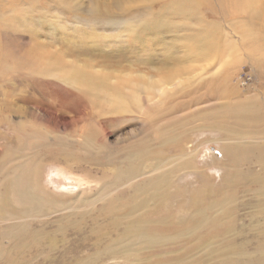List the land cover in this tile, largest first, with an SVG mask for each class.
Listing matches in <instances>:
<instances>
[{"label":"rangeland","instance_id":"1","mask_svg":"<svg viewBox=\"0 0 264 264\" xmlns=\"http://www.w3.org/2000/svg\"><path fill=\"white\" fill-rule=\"evenodd\" d=\"M244 28L264 49V0H0V264H264V181L243 175L264 164L223 150L264 135L210 124L209 75ZM239 41L233 98L264 112Z\"/></svg>","mask_w":264,"mask_h":264},{"label":"bare ground","instance_id":"2","mask_svg":"<svg viewBox=\"0 0 264 264\" xmlns=\"http://www.w3.org/2000/svg\"><path fill=\"white\" fill-rule=\"evenodd\" d=\"M236 8H233L232 11L235 12ZM252 17L255 15H251ZM245 24H249V22H246ZM245 27V26H243ZM240 38L247 39L248 44L252 46V49L245 50L246 54L249 55L250 60L255 64H259L262 60L264 61V49L258 50V46L260 44L261 38L256 34V32L252 29L244 28L239 33V40ZM235 41L233 38L228 43L227 47V55L225 57L224 62L222 65L217 68L214 73L209 75L210 81V91L220 94L222 99H220V102L215 104L213 106L214 112L212 113V116L210 118V124L217 129L219 128H227V129H236V132H243L246 129H250L249 133H258L261 135H264V112L262 108V104L259 98L256 99V96H252V98L248 101H240L239 97H236L235 100L233 98L234 94L237 93V88L232 84V67L227 69V67L230 65L232 66V63L235 61L241 60L244 56L242 52H240V41ZM198 53H201L199 50H197ZM245 57V56H244ZM71 73H69L70 79L65 78L66 81H68L71 84H76L83 86L86 84V79L81 74L80 70H76L75 68H71ZM260 79V77H259ZM89 83V82H88ZM90 86H95L96 88H99L101 86L100 81L89 83ZM134 92L131 94V96H134L130 100V103L136 101L137 103L140 100V94L144 91L140 89V83L136 82L134 84ZM156 84L152 80H148V82H145L143 87L146 90L150 89H157L155 88ZM149 92V91H148ZM264 97V91L262 92ZM151 95V94H149ZM247 100V99H245ZM213 123V124H212ZM216 126V127H215ZM263 141L262 143L260 141ZM223 150L227 158L233 162V163H239V157L240 155L244 156H256L257 160L264 164V137L260 138V140H243L241 144L239 143H229L224 144ZM242 151V153H241ZM264 171V167L262 168ZM54 172V176L57 178L65 177V178H72L70 175H68L66 172H63V169L57 168ZM32 174L27 173L25 170L24 174L22 173L19 178H17L16 181L13 182L12 187L13 189H20L22 193L28 192V185L25 181L22 179H28L31 177ZM244 177H250V180L255 182L257 180H263L264 178L259 176L256 173H243ZM22 180V182H21ZM230 180V179H228ZM76 181V180H75ZM21 182V184H19ZM24 185V186H23ZM56 185V184H55ZM59 187L56 185L55 191L63 194H70L77 191H80V189L76 190L74 188L75 186H81L83 185L80 181L76 182H65V183H59ZM65 185V187H63ZM30 188V186H29ZM158 194H155L152 196V199L157 197ZM52 203L47 198L45 203ZM8 201L5 198H0V211H3L5 207H7ZM33 206L36 208H42V205H35ZM145 206L144 202L141 203V207ZM131 231L138 234H145V229L140 225H134L131 226ZM263 240L260 242L262 243ZM263 252V255H262ZM243 253V252H242ZM258 255H254V260L251 259L250 261H256L260 262L264 258V250L262 248H259Z\"/></svg>","mask_w":264,"mask_h":264},{"label":"water","instance_id":"3","mask_svg":"<svg viewBox=\"0 0 264 264\" xmlns=\"http://www.w3.org/2000/svg\"><path fill=\"white\" fill-rule=\"evenodd\" d=\"M63 187H65V185H63Z\"/></svg>","mask_w":264,"mask_h":264}]
</instances>
